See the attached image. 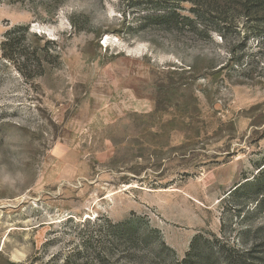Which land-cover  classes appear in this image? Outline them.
Returning <instances> with one entry per match:
<instances>
[{"label": "rangeland", "instance_id": "374dc122", "mask_svg": "<svg viewBox=\"0 0 264 264\" xmlns=\"http://www.w3.org/2000/svg\"><path fill=\"white\" fill-rule=\"evenodd\" d=\"M211 1L0 0V264H264V17Z\"/></svg>", "mask_w": 264, "mask_h": 264}, {"label": "trees", "instance_id": "16d2710c", "mask_svg": "<svg viewBox=\"0 0 264 264\" xmlns=\"http://www.w3.org/2000/svg\"><path fill=\"white\" fill-rule=\"evenodd\" d=\"M213 5L215 7L216 12L221 15H230L232 12L239 11L244 16L248 18V20L252 21H258L260 19H263L264 17V0H212L209 5ZM203 10L199 9H192L191 12L192 15H182V19L185 21H189L190 23H196L194 19L199 20L197 23L200 24V26L205 30H212L221 33L222 38H224V32L223 29L227 27V25L223 24L224 22L228 21V18L224 17L222 18L217 25L212 26L207 24L204 20H206L205 12H202ZM174 14H168L166 17L170 18ZM232 16V15H231ZM160 17V16H158ZM194 26V24H193ZM23 28L26 31H28V26H17L14 29ZM13 30H8L5 33V39L1 43L2 50L4 51L3 56L9 60L12 64H14L17 69L25 75V68H28L30 65V62L32 61V54L37 52H20L18 53V48L20 47V41L17 39V37H14L12 35ZM18 53V55H16ZM32 53V54H31ZM159 109L156 108L153 112H150L146 114L147 117H154L156 114H158ZM260 176H258V180L260 179L261 175H264V167L260 169ZM247 179V178H246ZM247 182V181H246ZM242 183L238 187L242 185H249V183ZM252 185V184H251ZM263 184L260 183V186L256 187L257 195L263 194L260 193L262 190L261 186ZM237 187V188H238ZM260 188V189H259ZM194 242V241H193ZM86 245V244H85ZM194 243H192L193 248ZM87 246V245H86ZM191 254H188V257L190 258ZM188 258V260H189ZM90 255H87L82 262L77 263V261L74 264H88L90 262ZM183 262H187V257L184 259ZM67 264V263H66Z\"/></svg>", "mask_w": 264, "mask_h": 264}]
</instances>
